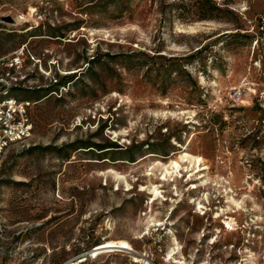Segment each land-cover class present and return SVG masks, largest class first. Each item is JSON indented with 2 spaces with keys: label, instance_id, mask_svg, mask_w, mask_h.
Returning a JSON list of instances; mask_svg holds the SVG:
<instances>
[{
  "label": "rangeland",
  "instance_id": "obj_1",
  "mask_svg": "<svg viewBox=\"0 0 264 264\" xmlns=\"http://www.w3.org/2000/svg\"><path fill=\"white\" fill-rule=\"evenodd\" d=\"M7 96L0 264H264V0H0Z\"/></svg>",
  "mask_w": 264,
  "mask_h": 264
},
{
  "label": "built area",
  "instance_id": "obj_2",
  "mask_svg": "<svg viewBox=\"0 0 264 264\" xmlns=\"http://www.w3.org/2000/svg\"><path fill=\"white\" fill-rule=\"evenodd\" d=\"M29 109L28 100L11 96L0 100V165L11 147L23 144L32 136L34 125Z\"/></svg>",
  "mask_w": 264,
  "mask_h": 264
},
{
  "label": "bare ground",
  "instance_id": "obj_3",
  "mask_svg": "<svg viewBox=\"0 0 264 264\" xmlns=\"http://www.w3.org/2000/svg\"><path fill=\"white\" fill-rule=\"evenodd\" d=\"M184 159V158H183ZM200 159V158H198ZM200 162V160H198ZM170 167L175 170L178 169L180 167L179 162H174L172 161L170 164ZM166 175H164V178H167V174L171 173L169 169L166 170ZM164 173V174H165ZM173 173V172H172ZM152 195H153V201H156L160 195V191L158 190V187L154 186L152 188ZM226 225L229 226V228L231 227V222L230 221H226ZM132 246L131 244L127 241V240H109L106 241L104 243H102L100 246H98L96 249L93 250V252H95L92 256L93 257H97L98 254H100L101 252H104L106 250L108 251H113V250H121V251H132ZM86 259H82L77 263H73V264H80L81 262H84ZM135 261L139 262V259L137 257H135Z\"/></svg>",
  "mask_w": 264,
  "mask_h": 264
},
{
  "label": "trees",
  "instance_id": "obj_4",
  "mask_svg": "<svg viewBox=\"0 0 264 264\" xmlns=\"http://www.w3.org/2000/svg\"><path fill=\"white\" fill-rule=\"evenodd\" d=\"M7 97H9V96H7Z\"/></svg>",
  "mask_w": 264,
  "mask_h": 264
}]
</instances>
